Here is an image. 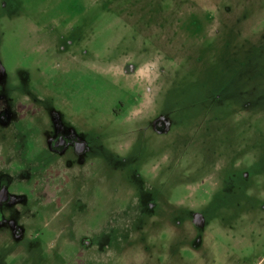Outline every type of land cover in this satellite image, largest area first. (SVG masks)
I'll use <instances>...</instances> for the list:
<instances>
[{
  "label": "rangeland",
  "instance_id": "rangeland-1",
  "mask_svg": "<svg viewBox=\"0 0 264 264\" xmlns=\"http://www.w3.org/2000/svg\"><path fill=\"white\" fill-rule=\"evenodd\" d=\"M0 67V264H264V0H0Z\"/></svg>",
  "mask_w": 264,
  "mask_h": 264
},
{
  "label": "flooded vegetation",
  "instance_id": "flooded-vegetation-1",
  "mask_svg": "<svg viewBox=\"0 0 264 264\" xmlns=\"http://www.w3.org/2000/svg\"><path fill=\"white\" fill-rule=\"evenodd\" d=\"M2 73H3V69L0 67V81H2V78H1ZM28 104L29 102L22 103V106L26 107V110L20 111L21 114H24L28 111V108H29ZM1 105L2 104L0 102V107ZM115 113L118 114L117 111ZM9 122H10V115L6 113H2L0 111V134H1V128L7 127ZM0 141H1V137H0ZM49 141H50V145H49L50 148H53V151L58 152V154L60 155V152H61L60 148L65 145L64 138L59 137V139H55L54 141L53 140H49ZM91 148L92 147L90 145L83 144L81 142L73 143V150L78 159L75 162L79 166V168L76 170V173H80L84 165V162H82V160L80 159V156L87 154V153L90 155ZM67 166L68 164L64 163V166L61 168L60 180L63 177V179H65L66 182H69L71 181V178L75 177L76 175H75V172L72 170H69ZM92 176H94V174L91 173L89 174V177L84 176L82 179H76L77 177H75L74 179L76 183L72 186L71 189H68V190H71L73 194L74 193L77 194V197L75 199L78 202L87 203L88 205L87 207H89V205L92 204V200L91 202L90 200L89 202H84L82 200H79L78 192L83 191L85 188L91 189V182L93 183L96 180L95 178L91 180L90 177ZM28 181H30V178H28V174L26 172H23V170L8 171L5 169H0V226L4 225V226L10 227L9 226L10 224L12 225L13 228L16 229V227L11 223V221H14V219L12 220V217L10 215L8 217L6 216V213H8L6 209L13 207V206H17L19 204L22 206V204L27 203V201L29 200L28 199L29 192L27 191L28 187L26 186L25 183ZM53 185L54 184L51 183L50 186H47V187H52ZM44 186H42V188ZM60 186H61V191L63 189H67L65 188L66 186L65 183H61ZM92 186H93L92 188L95 187L93 184ZM68 190H66V192H69ZM146 205H147V209H153L152 208L153 203L151 201H149ZM169 208L172 209V206ZM191 243H196V241L192 239L191 241L186 243V246L190 245V247H193L195 245Z\"/></svg>",
  "mask_w": 264,
  "mask_h": 264
}]
</instances>
